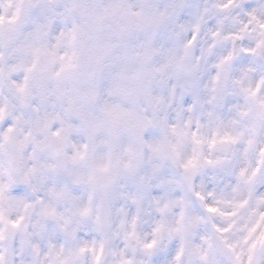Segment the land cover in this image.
Listing matches in <instances>:
<instances>
[{"label":"clouds","instance_id":"1","mask_svg":"<svg viewBox=\"0 0 264 264\" xmlns=\"http://www.w3.org/2000/svg\"><path fill=\"white\" fill-rule=\"evenodd\" d=\"M0 264H264V0H0Z\"/></svg>","mask_w":264,"mask_h":264}]
</instances>
